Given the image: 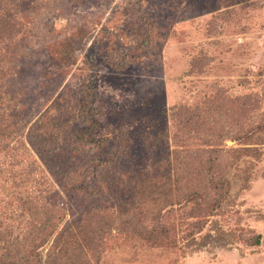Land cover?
<instances>
[{
    "label": "rangeland",
    "instance_id": "1",
    "mask_svg": "<svg viewBox=\"0 0 264 264\" xmlns=\"http://www.w3.org/2000/svg\"><path fill=\"white\" fill-rule=\"evenodd\" d=\"M10 260L264 264V0H0Z\"/></svg>",
    "mask_w": 264,
    "mask_h": 264
},
{
    "label": "trees",
    "instance_id": "2",
    "mask_svg": "<svg viewBox=\"0 0 264 264\" xmlns=\"http://www.w3.org/2000/svg\"><path fill=\"white\" fill-rule=\"evenodd\" d=\"M83 102V101H82ZM81 102V103H82ZM81 109H82V115H83V119H87L86 117H87V115H89L88 113L89 112H87V110H88V106H84V102L82 103V106H81ZM86 114V115H85ZM94 124H97L98 125V123L97 122H94ZM4 136H7L8 137V135H5L4 134ZM11 137V136H10ZM259 237V236H258ZM67 242H65V244H66ZM65 249V248H64ZM33 251V250H32ZM32 251H30V252H32ZM29 252V253H30ZM24 259H26V258H24ZM27 260V259H26ZM1 264H19L18 262H16V261H14V260H10V261H8L7 263H4V262H2ZM22 264H28V263H22Z\"/></svg>",
    "mask_w": 264,
    "mask_h": 264
}]
</instances>
